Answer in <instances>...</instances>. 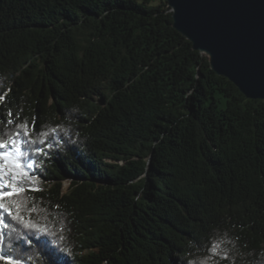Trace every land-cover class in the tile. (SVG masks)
<instances>
[{
    "label": "trees",
    "instance_id": "16d2710c",
    "mask_svg": "<svg viewBox=\"0 0 264 264\" xmlns=\"http://www.w3.org/2000/svg\"><path fill=\"white\" fill-rule=\"evenodd\" d=\"M167 4L0 0V140L24 173L0 256L264 264V100L211 69Z\"/></svg>",
    "mask_w": 264,
    "mask_h": 264
},
{
    "label": "water",
    "instance_id": "95a60500",
    "mask_svg": "<svg viewBox=\"0 0 264 264\" xmlns=\"http://www.w3.org/2000/svg\"><path fill=\"white\" fill-rule=\"evenodd\" d=\"M172 25L248 99L264 100V0H167Z\"/></svg>",
    "mask_w": 264,
    "mask_h": 264
},
{
    "label": "snow or ice",
    "instance_id": "6c2138e0",
    "mask_svg": "<svg viewBox=\"0 0 264 264\" xmlns=\"http://www.w3.org/2000/svg\"><path fill=\"white\" fill-rule=\"evenodd\" d=\"M9 144L13 145L12 151H0V209L5 210H7L6 205L2 201L24 191V189L16 187L13 183L17 179V176L24 175L21 171L22 165L19 163V158L22 154L20 147L15 141L9 139L7 141L0 140V149H6ZM8 175H11V179L5 183V178ZM5 188H11V191H5ZM0 225H4L3 220H0ZM4 226L6 227V225ZM0 259L6 260V264H19V261L11 257L0 256Z\"/></svg>",
    "mask_w": 264,
    "mask_h": 264
},
{
    "label": "rangeland",
    "instance_id": "374dc122",
    "mask_svg": "<svg viewBox=\"0 0 264 264\" xmlns=\"http://www.w3.org/2000/svg\"><path fill=\"white\" fill-rule=\"evenodd\" d=\"M7 150H8V149H7ZM68 183H69L68 180H66V181L64 182V189L66 188V186H67Z\"/></svg>",
    "mask_w": 264,
    "mask_h": 264
}]
</instances>
